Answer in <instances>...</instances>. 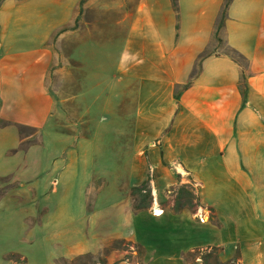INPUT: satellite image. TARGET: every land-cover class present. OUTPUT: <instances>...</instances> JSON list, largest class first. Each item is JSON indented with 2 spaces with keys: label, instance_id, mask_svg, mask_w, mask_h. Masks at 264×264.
<instances>
[{
  "label": "crops",
  "instance_id": "crops-1",
  "mask_svg": "<svg viewBox=\"0 0 264 264\" xmlns=\"http://www.w3.org/2000/svg\"><path fill=\"white\" fill-rule=\"evenodd\" d=\"M225 1L178 0L177 13L172 0H0V191L20 178L32 181L12 158L36 155L42 143L38 134L21 150L19 126L51 136L49 157L71 141L59 165L45 169L46 157L38 154L35 178L52 174L66 191L79 180L78 163L87 165L80 151L92 133L78 140L74 130L62 132L52 122L57 102L50 80L62 73L55 67L63 40H70L72 57L81 54L73 60L81 71L76 102L91 86L97 101L119 94L120 104H132L131 118L119 116L128 125L117 131L125 138L119 159L83 175L84 184L97 187L82 221L63 203L55 210L60 223L48 239L62 250L53 264L88 253L105 264H204L212 248L222 263L264 264V0H233L218 33L246 59L244 70L214 39ZM206 50L211 55L192 79ZM144 182L152 200L135 211L132 189ZM29 209L54 211L36 202ZM84 222L91 244L78 249L86 241ZM50 229L44 217L39 251ZM114 241L139 244L145 254L121 248L104 255ZM13 254H4L2 264L31 261L28 253Z\"/></svg>",
  "mask_w": 264,
  "mask_h": 264
},
{
  "label": "rangeland",
  "instance_id": "rangeland-1",
  "mask_svg": "<svg viewBox=\"0 0 264 264\" xmlns=\"http://www.w3.org/2000/svg\"><path fill=\"white\" fill-rule=\"evenodd\" d=\"M62 45L61 60L55 67L62 70V73H55L50 80V89L57 102L52 122L62 132L70 133L74 130L78 140H83L92 133L90 144H85V147H81L80 151V159H85L87 165L84 164V161L78 163L79 180L66 191L62 182L59 179L55 180L56 177L52 174L43 173L39 179L35 178L38 175L36 174L38 169L35 172L33 169L39 162V155L46 157L45 169L59 165L61 158H63L59 154L63 155L69 148H67V143L70 140L64 139L62 142L64 146L61 147L63 151L58 150L49 157L54 148H52V138L46 131L37 133L34 130H26L23 132L24 146L36 143L39 136L42 144L38 145L37 151H34L36 155H32V152L26 156L19 155L12 158V162L19 165L16 168H20L19 171L28 172L27 178L32 179V181L27 182L28 179L20 178L18 186L0 191V264H2L3 255L8 253H12L13 256L16 255L13 253H20L26 257L29 254L31 261L28 264H53V259L59 256L62 250L61 246H52L48 239L49 235L56 232L60 223V215L54 214L55 210H59L61 203H63V206L73 208L78 212L81 222L84 214L88 212L90 203H93L96 197L95 187H97L94 184H84L83 175L95 170H102L105 161L109 159L118 160L119 155L124 151L125 138L119 136L117 131L122 129L124 131L128 125L119 116L124 115L125 117L128 116V119L131 118L129 116H132V104H120L119 94H114L109 103L97 101V93L91 86L90 92L87 88L85 96H83L84 100L79 101V103L76 102L74 97L81 91L79 86L81 71L73 60L80 59L81 54L72 57L69 39L63 40ZM220 51L225 52L226 48L222 47ZM118 57L117 52L110 54L109 73L112 75L117 73ZM119 89L118 86H111V90L115 93ZM72 142L75 143L74 137ZM57 153L58 155H56ZM44 181H46L45 184ZM55 181H59V183L56 184ZM123 185L121 184V186ZM170 190L172 191L173 188ZM34 192L38 194L35 199L33 198ZM34 202L37 204L47 203L48 208L53 207L54 211L51 212L50 209V214L45 215L32 214L29 206H32ZM44 217H47L48 228L52 229L50 232L48 230L47 237L43 236V241L46 243L41 246V251H39L38 230L40 221H43ZM80 234L82 235L81 231ZM83 235L86 241L82 239L84 244L79 248L77 246L78 249L90 248L91 240L88 239L90 231H88L86 222L83 224ZM117 245L129 252H137L130 245ZM18 263L23 264L20 261Z\"/></svg>",
  "mask_w": 264,
  "mask_h": 264
},
{
  "label": "trees",
  "instance_id": "trees-1",
  "mask_svg": "<svg viewBox=\"0 0 264 264\" xmlns=\"http://www.w3.org/2000/svg\"><path fill=\"white\" fill-rule=\"evenodd\" d=\"M233 0H226L223 6V10H222V18L221 21L218 23L217 25V30L216 33L214 35V39L217 41V43L221 46V47H225L226 51L224 52L226 55H228L230 58H232L236 63H238L242 69H245L246 66V59L235 49L226 46L225 42L219 37L218 33L221 30V27L223 26V22H224V16L226 13L227 8L229 7L230 3ZM172 4L173 7L175 9V11L178 13L179 9H178V0H172ZM211 55L210 50H206L204 51V53H202L199 58H198V64L196 67V70L194 71V74L192 76V79L196 77V75L199 73L200 71V66H201V62L208 56ZM189 87V85H187L184 88ZM4 124V123H2ZM6 125V124H4ZM20 128V133L21 135L23 134L24 131L26 130H32L28 127H24V126H19ZM21 150H25L26 146H24L23 144L20 146ZM182 191H184V188H181ZM132 194L134 197H136V203L134 205V209L135 211H139L141 209H143L145 207V205L148 203V201L152 200V196H151V191L149 188V183L148 182H144L141 186L139 187H134L132 189ZM140 202V203H139ZM117 244H125V245H133L132 247H134L138 253V255L140 257H143L145 254V250L144 248L139 245V244H131V243H125L124 241H114L110 244V246H108L105 250H104V255H108L110 252L115 251V250H119L122 247L118 246ZM207 250V249H206ZM206 250H202V249H197L195 250L194 253L199 254V253H204L206 252ZM217 249L216 248H212L211 252L209 255L204 256V264H226V263H222L219 261L218 257H214V253H216ZM17 256V255H14ZM13 255L8 256L9 258L14 257ZM211 261V262H210ZM62 263L64 264H96V263H101V264H105L106 263V259L102 256H95L93 254H85L82 256H78L77 258H75L74 260H72L71 262H66V261H62Z\"/></svg>",
  "mask_w": 264,
  "mask_h": 264
},
{
  "label": "built area",
  "instance_id": "built-area-1",
  "mask_svg": "<svg viewBox=\"0 0 264 264\" xmlns=\"http://www.w3.org/2000/svg\"><path fill=\"white\" fill-rule=\"evenodd\" d=\"M154 214L156 215V216H159V214H161V213H157V212H154ZM197 218H198V221L200 222V223H206L207 221H208V212H206V211H203V213H200L198 216H197Z\"/></svg>",
  "mask_w": 264,
  "mask_h": 264
},
{
  "label": "bare ground",
  "instance_id": "bare-ground-1",
  "mask_svg": "<svg viewBox=\"0 0 264 264\" xmlns=\"http://www.w3.org/2000/svg\"><path fill=\"white\" fill-rule=\"evenodd\" d=\"M161 213V212H160Z\"/></svg>",
  "mask_w": 264,
  "mask_h": 264
}]
</instances>
